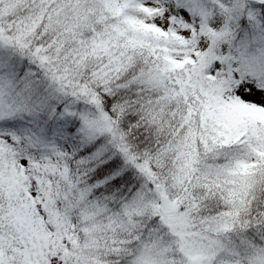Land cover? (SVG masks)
<instances>
[{"label":"snow or ice","instance_id":"1","mask_svg":"<svg viewBox=\"0 0 264 264\" xmlns=\"http://www.w3.org/2000/svg\"><path fill=\"white\" fill-rule=\"evenodd\" d=\"M0 264H264V0H0Z\"/></svg>","mask_w":264,"mask_h":264}]
</instances>
